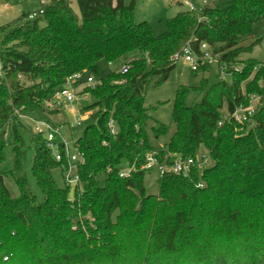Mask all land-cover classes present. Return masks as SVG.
<instances>
[{"label": "trees", "instance_id": "obj_1", "mask_svg": "<svg viewBox=\"0 0 264 264\" xmlns=\"http://www.w3.org/2000/svg\"><path fill=\"white\" fill-rule=\"evenodd\" d=\"M76 3L79 14L72 0H49L33 19L27 13L0 26V164L13 132V167L0 170V264H264V60L242 58L260 41L245 44L264 19V0L206 2L201 11L169 18L160 35L136 21L133 1ZM203 43L232 80L203 78L196 87L201 100L191 104L189 89L180 86L174 133L156 151L147 131L148 85L169 77L186 45L202 55ZM101 60L119 66L97 78ZM200 71L212 73L213 64L199 62L193 72ZM78 72L97 84H82L93 102L81 109L90 114L74 142L79 183L60 186L53 170L63 178L62 162L26 119L50 122L48 112L59 111L50 108L53 95ZM251 95L260 100L248 120L223 119L248 106ZM166 131L161 125L154 134ZM25 134L42 199L24 173ZM199 150L210 159L202 169ZM151 152L167 164L194 162L187 176L158 175V193L149 194L144 164Z\"/></svg>", "mask_w": 264, "mask_h": 264}, {"label": "rangeland", "instance_id": "obj_2", "mask_svg": "<svg viewBox=\"0 0 264 264\" xmlns=\"http://www.w3.org/2000/svg\"><path fill=\"white\" fill-rule=\"evenodd\" d=\"M131 1L135 4V14L136 21L146 20L150 24L151 28L155 34L160 35L164 33L167 29V20L177 13L187 10L186 1L192 4H200L204 6L205 1L218 2L221 5H225L232 0H126V3ZM180 1V3L178 2ZM182 2V3H181ZM6 3H9L11 8L10 13L7 15L3 9ZM73 9L79 14V9L76 0H72ZM13 8V9H12ZM41 8V0H0V26L15 20L16 18L27 13H34ZM253 38H250L245 42L246 45H250L253 40L260 38V41L256 43L251 53L243 54L242 58L253 57L258 60H264V19L256 23L253 26L252 32ZM216 61V60H215ZM213 71L210 72H197L196 74L192 71L191 65L184 60H179L176 66L171 70L169 77L161 84H156L155 79L151 81L148 85L145 94V105L150 109V120L148 122L147 131L151 146L154 150L166 149L173 133L175 130V125L172 122V110L173 103L180 86L187 87L189 89L188 96L186 98L187 104L193 102H199L201 100L200 93L196 90L201 83L203 78L208 79L211 83L219 81L221 76L227 80L231 81L232 78L228 74H222L219 71L216 62H213ZM99 66V76L105 77L111 70L116 69L119 64L112 63L109 64L105 60H101L98 63ZM88 73L83 74V80L85 81ZM84 85H78L76 88V100L72 105V110H54L56 112H48L49 121L59 127V133L56 135V140L64 141L70 151L74 150V142L82 136L83 128L77 125V120L80 117H88L90 112H83L81 109L88 104L93 102V97L84 92ZM51 110L55 109L50 107ZM50 110V109H49ZM86 119V118H85ZM27 123L34 130V124L30 120ZM161 125L167 127V131L164 134L156 136L154 134V129H157ZM28 135L25 134V139L27 142L26 148V159L24 166V173L28 179V185L30 189L42 199L43 195L37 185L36 179L32 172V158L34 155V147L28 142ZM12 141L13 132H8L6 135V147H5V159L0 164V170L9 171L13 167V154H12ZM203 154L205 151L199 150L197 153V158L199 162H203ZM207 164L209 163V156ZM126 170V168H124ZM54 178L57 180L60 186H66L62 173L59 168L53 170ZM158 171L156 168L148 171L145 175V187L149 194L158 193L157 185ZM5 183L10 191L13 198L19 196L18 187L11 177L10 174L5 176ZM72 195L73 190L70 192Z\"/></svg>", "mask_w": 264, "mask_h": 264}, {"label": "built area", "instance_id": "obj_3", "mask_svg": "<svg viewBox=\"0 0 264 264\" xmlns=\"http://www.w3.org/2000/svg\"><path fill=\"white\" fill-rule=\"evenodd\" d=\"M48 1L49 0H41V3L46 4ZM206 2L207 1H205L204 5L206 4ZM186 6L190 11H201L204 7H202L200 4H192L188 1H186ZM43 13L44 11L43 9H41L38 14L42 15ZM35 16L36 13H31L29 15V19H33ZM207 48L208 46L206 44L203 43L201 45V51H203V54L201 55L196 53L190 45H186L181 55L178 56V61L182 59L185 62L189 63L191 65L192 71H195L199 68V62L207 61L208 63L212 64L213 62H215V59L211 55V53L207 51ZM121 70L125 72L127 71V67L124 65L121 67ZM83 74L84 73L82 72H78L66 79V84L61 89L56 91L50 101L52 108L71 111L72 105L76 100V88L78 84H87L92 87L97 84V80L93 75H88L86 80L84 81ZM259 100L260 97L251 95L250 104L248 106H239L231 114L225 113L223 119L232 118L240 123L248 120L254 114L256 103H258ZM85 118L87 117H80L76 122L77 125H81V122L85 120ZM29 120L33 122L35 131L45 136L47 145L52 150V154L54 155L55 159L62 162L63 180L65 184L71 187H75L79 183L77 162L81 158V153L75 148L73 151H70L63 140L61 142L56 140V135L57 133H59V127H55L54 125H52V123L45 120H37L31 117L29 118ZM111 129L112 132H114L115 129L113 127ZM60 148H63L64 150L62 151ZM203 158L204 161L202 163H198V167L200 169H202L203 166L207 164V154H203ZM193 162L194 161L192 158H177L173 161L172 164H167L166 162L160 161L156 152H151L146 156L144 168L147 170L156 168L159 176H163L167 172H172L176 175L187 176L189 171L191 170ZM128 173V169L122 170L120 172V176L124 177L128 175ZM198 186L202 187V183H199Z\"/></svg>", "mask_w": 264, "mask_h": 264}, {"label": "crops", "instance_id": "obj_4", "mask_svg": "<svg viewBox=\"0 0 264 264\" xmlns=\"http://www.w3.org/2000/svg\"><path fill=\"white\" fill-rule=\"evenodd\" d=\"M179 3H180V1H178ZM182 3V2H181ZM9 8H11V6H10V4L9 3H6V5H5V8L3 9L5 12H7V15L10 13V11H11V9H9ZM13 9V8H12Z\"/></svg>", "mask_w": 264, "mask_h": 264}]
</instances>
